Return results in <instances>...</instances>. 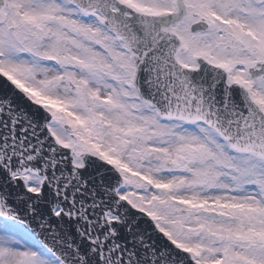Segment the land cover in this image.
<instances>
[{
  "label": "snow or ice",
  "instance_id": "snow-or-ice-1",
  "mask_svg": "<svg viewBox=\"0 0 264 264\" xmlns=\"http://www.w3.org/2000/svg\"><path fill=\"white\" fill-rule=\"evenodd\" d=\"M0 264H264V0H0Z\"/></svg>",
  "mask_w": 264,
  "mask_h": 264
}]
</instances>
